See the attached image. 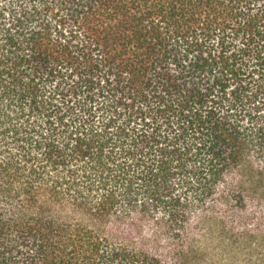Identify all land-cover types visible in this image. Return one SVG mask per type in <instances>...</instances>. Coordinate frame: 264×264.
<instances>
[{"label": "trees", "instance_id": "trees-1", "mask_svg": "<svg viewBox=\"0 0 264 264\" xmlns=\"http://www.w3.org/2000/svg\"><path fill=\"white\" fill-rule=\"evenodd\" d=\"M193 230L264 245V0H0V264Z\"/></svg>", "mask_w": 264, "mask_h": 264}, {"label": "rangeland", "instance_id": "rangeland-1", "mask_svg": "<svg viewBox=\"0 0 264 264\" xmlns=\"http://www.w3.org/2000/svg\"><path fill=\"white\" fill-rule=\"evenodd\" d=\"M190 238L192 244L189 246L187 264H264V245L257 240L230 237L229 234L219 237L215 230L210 234L193 230ZM141 248L156 251L149 245ZM159 257L166 264H175L164 254Z\"/></svg>", "mask_w": 264, "mask_h": 264}]
</instances>
